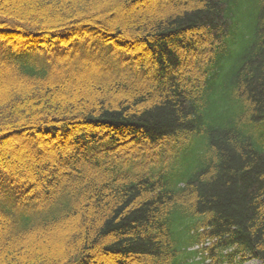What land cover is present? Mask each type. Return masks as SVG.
Wrapping results in <instances>:
<instances>
[{
  "label": "trees",
  "instance_id": "obj_1",
  "mask_svg": "<svg viewBox=\"0 0 264 264\" xmlns=\"http://www.w3.org/2000/svg\"><path fill=\"white\" fill-rule=\"evenodd\" d=\"M27 3L0 0V264L264 263V0Z\"/></svg>",
  "mask_w": 264,
  "mask_h": 264
},
{
  "label": "rangeland",
  "instance_id": "obj_2",
  "mask_svg": "<svg viewBox=\"0 0 264 264\" xmlns=\"http://www.w3.org/2000/svg\"><path fill=\"white\" fill-rule=\"evenodd\" d=\"M32 1H36V0H23V1L20 0V3L21 4H19V6L22 7L23 4H25L26 2H28L30 4V2H32ZM24 143L25 142L22 141L21 142V145L22 144L24 145ZM245 264H262V263L260 261L256 260V259H251V260L247 261Z\"/></svg>",
  "mask_w": 264,
  "mask_h": 264
}]
</instances>
